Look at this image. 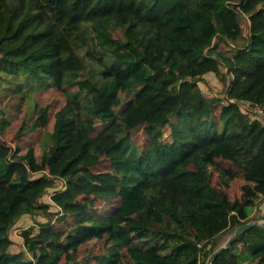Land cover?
Segmentation results:
<instances>
[{
  "label": "trees",
  "instance_id": "16d2710c",
  "mask_svg": "<svg viewBox=\"0 0 264 264\" xmlns=\"http://www.w3.org/2000/svg\"><path fill=\"white\" fill-rule=\"evenodd\" d=\"M0 99V264H206L257 220L264 124L241 104L264 103V0H0ZM245 251L264 226L212 264Z\"/></svg>",
  "mask_w": 264,
  "mask_h": 264
},
{
  "label": "rangeland",
  "instance_id": "374dc122",
  "mask_svg": "<svg viewBox=\"0 0 264 264\" xmlns=\"http://www.w3.org/2000/svg\"><path fill=\"white\" fill-rule=\"evenodd\" d=\"M245 26V24H244ZM201 88L203 89V91L206 93V95L211 96V95H225L224 94V90H225V86H226V82L221 81L220 78L218 76H216L215 74L211 73V74H207L205 75L204 79L202 81L199 82ZM3 100L4 99H0V106H3ZM8 110H11L10 108H8ZM135 126L139 127L135 134H134V140L137 146L145 148L147 146V141L145 139V133H144V125L147 124H152L155 121H157L159 119V114L150 110L149 108L146 107H141V108H137L135 111ZM8 118L11 119L13 122L17 121L19 118H16V116L14 115H9L8 114ZM15 131V127L14 126H10L7 129V134L14 132ZM0 138H3L2 134H0ZM10 140V139H9ZM11 141V140H10ZM12 143H14V141L12 140ZM209 171L212 174L214 180H217V176H218V170L216 169L215 166H210L209 167ZM215 182V181H214ZM245 182L243 177H240L238 179H236V181L233 183L232 189H231V193L232 195H241V185ZM54 189H50V193L51 191H53ZM50 193L46 194L44 197L45 201H49L50 200ZM251 211L254 210V207H250L249 208ZM259 220V219H257ZM33 219L31 218L30 215H24L22 217H20L16 224L13 226V229L11 231V235L13 236V238L17 241V242H22V238L21 236H19L18 232L19 230H22L23 228H26L28 226H30L31 224H33ZM223 235L222 234L219 238V243L222 241L223 239ZM232 235V232H227V235H224V241L226 239H229V237ZM226 242V241H225ZM223 242V243H225ZM220 244V245H223ZM108 243H105L104 245H102L101 251L106 249ZM19 249V247H18ZM246 255V254H245ZM253 262H256L253 260Z\"/></svg>",
  "mask_w": 264,
  "mask_h": 264
},
{
  "label": "water",
  "instance_id": "95a60500",
  "mask_svg": "<svg viewBox=\"0 0 264 264\" xmlns=\"http://www.w3.org/2000/svg\"><path fill=\"white\" fill-rule=\"evenodd\" d=\"M254 226H264V220H252L249 221L243 225L238 226L234 232L232 233V235L229 237V239H227V241L219 246L208 258L206 264H212L214 258L221 253L224 249L228 248L232 241L234 239H236L237 237H239L241 234H243L244 232H246L247 230L251 229Z\"/></svg>",
  "mask_w": 264,
  "mask_h": 264
},
{
  "label": "crops",
  "instance_id": "0c3cea01",
  "mask_svg": "<svg viewBox=\"0 0 264 264\" xmlns=\"http://www.w3.org/2000/svg\"><path fill=\"white\" fill-rule=\"evenodd\" d=\"M251 217H256L257 219L260 218L259 220H264V197H261L260 199H258L256 205L254 206V210H252L251 212ZM224 235H227V233H224ZM224 235H223L222 241L219 243V246H221L220 244H222L223 242L227 241V239L224 241ZM245 254L246 255L241 259L242 263H245L247 261L249 262L248 259H252L251 261L254 260L257 262L259 259L264 257V254L262 253L255 255L254 257L250 256L247 251H245Z\"/></svg>",
  "mask_w": 264,
  "mask_h": 264
},
{
  "label": "built area",
  "instance_id": "2783aa9c",
  "mask_svg": "<svg viewBox=\"0 0 264 264\" xmlns=\"http://www.w3.org/2000/svg\"><path fill=\"white\" fill-rule=\"evenodd\" d=\"M241 109L251 118L259 120L264 124V103L263 104H255V106H251L249 103L241 104ZM201 245V244H200ZM257 264V263H253Z\"/></svg>",
  "mask_w": 264,
  "mask_h": 264
}]
</instances>
